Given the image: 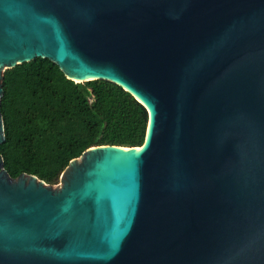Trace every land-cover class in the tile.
I'll return each instance as SVG.
<instances>
[{"label":"water","instance_id":"95a60500","mask_svg":"<svg viewBox=\"0 0 264 264\" xmlns=\"http://www.w3.org/2000/svg\"><path fill=\"white\" fill-rule=\"evenodd\" d=\"M36 58L127 92L144 138L56 185L0 157V264H264V0H0V98Z\"/></svg>","mask_w":264,"mask_h":264},{"label":"trees","instance_id":"16d2710c","mask_svg":"<svg viewBox=\"0 0 264 264\" xmlns=\"http://www.w3.org/2000/svg\"><path fill=\"white\" fill-rule=\"evenodd\" d=\"M0 157L10 178L32 175L58 184L68 162L90 147H139L146 113L109 82L74 83L46 59L2 73Z\"/></svg>","mask_w":264,"mask_h":264}]
</instances>
